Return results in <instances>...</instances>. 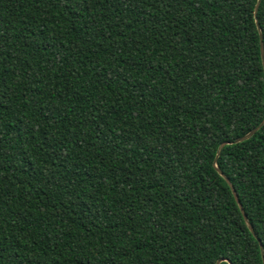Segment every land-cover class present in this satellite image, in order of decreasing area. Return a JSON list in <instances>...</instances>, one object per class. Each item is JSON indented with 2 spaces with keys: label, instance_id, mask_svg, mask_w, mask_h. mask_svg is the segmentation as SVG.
Here are the masks:
<instances>
[{
  "label": "trees",
  "instance_id": "obj_1",
  "mask_svg": "<svg viewBox=\"0 0 264 264\" xmlns=\"http://www.w3.org/2000/svg\"><path fill=\"white\" fill-rule=\"evenodd\" d=\"M256 2L0 0V264H264Z\"/></svg>",
  "mask_w": 264,
  "mask_h": 264
},
{
  "label": "water",
  "instance_id": "obj_2",
  "mask_svg": "<svg viewBox=\"0 0 264 264\" xmlns=\"http://www.w3.org/2000/svg\"><path fill=\"white\" fill-rule=\"evenodd\" d=\"M259 3H260V0H257V2H256V4H255V7H254V15H255V19L257 18L256 16H257V9H258ZM257 26H258V25H257ZM258 30H259V35H260L261 57H262V63H263V68H264V48H263V43H262V34H261V30H260L259 26H258ZM263 124H264V118L262 119V121H261L257 126H255L254 128H252L249 132H247V133L244 134L243 136H240V137L236 138L233 142H240V141H243V140H245V139H248V138H249L251 135H253V134H254V133H255V132H256V131H257V130L263 125ZM223 145H224V142L221 143L220 146H219V148H218L217 154H216V156H215V158H214V161H213V165H214V167L216 168V170L219 172V174H221V175L225 178V180L227 181V183L229 184V186H230V188H231V191H232V193H233V195H234V197H235V200H236V202L238 203V206H239L241 212L243 213L244 219H245V221H246V223H247L249 229H250L251 232L254 234L253 228H252L251 224L249 223V221H248V219H247V216H246V215L244 214V212H243V208H242L241 203H240V201H239V199H238L237 193L235 192L233 186L231 185L229 178H228L227 176H225V175L223 174V172H222V171L217 167V165H216L217 157H218V155H219V153H220L221 148H222ZM261 248H262V247H261ZM261 253H262V255H263V253H264L262 249H261ZM262 259H263V261H264V255L262 256ZM222 260H223L222 258L218 259V260L216 261L215 264H219ZM230 264H231V263H230Z\"/></svg>",
  "mask_w": 264,
  "mask_h": 264
}]
</instances>
